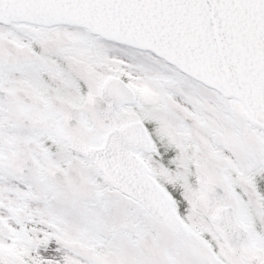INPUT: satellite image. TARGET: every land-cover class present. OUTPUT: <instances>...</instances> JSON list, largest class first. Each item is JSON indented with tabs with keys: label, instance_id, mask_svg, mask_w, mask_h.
Segmentation results:
<instances>
[{
	"label": "snow or ice",
	"instance_id": "1",
	"mask_svg": "<svg viewBox=\"0 0 264 264\" xmlns=\"http://www.w3.org/2000/svg\"><path fill=\"white\" fill-rule=\"evenodd\" d=\"M0 264H264V0H0Z\"/></svg>",
	"mask_w": 264,
	"mask_h": 264
}]
</instances>
